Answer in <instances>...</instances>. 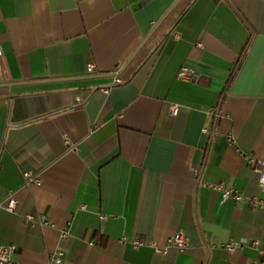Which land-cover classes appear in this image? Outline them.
Wrapping results in <instances>:
<instances>
[{
	"label": "crops",
	"instance_id": "1",
	"mask_svg": "<svg viewBox=\"0 0 264 264\" xmlns=\"http://www.w3.org/2000/svg\"><path fill=\"white\" fill-rule=\"evenodd\" d=\"M0 44V201H18L0 238L17 264L261 256L264 206L248 197L264 191L245 154L264 158V0H0ZM183 64L198 76L178 78ZM219 183L245 197L223 201ZM180 229L184 250L151 244Z\"/></svg>",
	"mask_w": 264,
	"mask_h": 264
},
{
	"label": "built area",
	"instance_id": "2",
	"mask_svg": "<svg viewBox=\"0 0 264 264\" xmlns=\"http://www.w3.org/2000/svg\"><path fill=\"white\" fill-rule=\"evenodd\" d=\"M2 54H3V48L0 44V57ZM94 67L95 65L93 63H90L88 65V71H93ZM197 76H198V71L195 68H192L186 64H183L177 72V77L181 79H185V80L195 79ZM178 108H179L178 104L176 103L172 104L171 112L173 114L176 113L178 111ZM209 113L215 125L224 116V113L221 111L218 105H213L210 108ZM204 129L207 131L210 130L209 127H205ZM212 133L213 134L218 133L216 128L213 129ZM229 139L233 140V136L229 135ZM65 141L68 143L69 142L68 138H65ZM245 157L247 161L251 163L259 171V174H260L259 184L262 190L264 191V158H258L251 153H246ZM23 175H24L26 184H31V183L40 184L41 183L39 176L32 169H24ZM213 186L222 191L223 201L228 200V199L238 200V199L245 197L243 192L237 189L236 187L226 186L222 183L214 184ZM248 199L253 204L264 206V198L252 196V197H248ZM17 203L18 201L16 197L14 196V194L12 192H9L7 196L3 200L0 201V209L6 208L9 210H14L17 207ZM32 218L33 216L31 214L27 216V219H32ZM66 234H67V230L65 229L63 230L62 235L65 236ZM126 240H127L126 236H123L121 238V241L123 242H125ZM261 242H262V246L260 247L261 256L257 260H255L252 264H264V236L262 240H259V239L253 240V244L255 245H258ZM132 243L135 247H138L144 244L145 241L139 238H135L132 240ZM151 244L156 248L157 251H162V252H166L168 250V247L170 246H176L177 248L184 250L189 245V236L186 233V231H184L183 229H180L168 237L167 243L165 245H159L155 241H152ZM237 245H240V244L239 243L236 245L227 244L228 248L231 250L235 249ZM16 248H17V245L15 243H5L0 238V264H17V262L15 261L13 257ZM62 254L63 252L61 250L57 252H52L51 254H49V264H52L54 261L60 262L62 260Z\"/></svg>",
	"mask_w": 264,
	"mask_h": 264
},
{
	"label": "water",
	"instance_id": "3",
	"mask_svg": "<svg viewBox=\"0 0 264 264\" xmlns=\"http://www.w3.org/2000/svg\"><path fill=\"white\" fill-rule=\"evenodd\" d=\"M175 5V4H174ZM174 5H172L168 10H167V12H165L164 14H163V16L160 18V20L157 22V24H156V26L155 27H157L160 23H161V21L165 18V16L171 11V9L174 7ZM112 73H117V72H112Z\"/></svg>",
	"mask_w": 264,
	"mask_h": 264
}]
</instances>
